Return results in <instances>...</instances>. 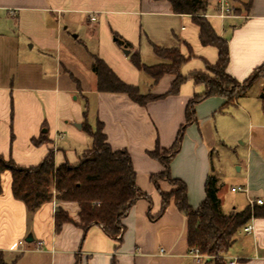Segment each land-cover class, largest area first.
<instances>
[{"label": "crops", "instance_id": "crops-1", "mask_svg": "<svg viewBox=\"0 0 264 264\" xmlns=\"http://www.w3.org/2000/svg\"><path fill=\"white\" fill-rule=\"evenodd\" d=\"M208 2L206 17L216 34L228 42L227 73L244 83L264 66V0ZM225 8L230 12L223 13ZM116 35L125 43L123 47L118 45ZM74 47H81L91 60L92 75L87 85L77 72ZM154 47L178 49L189 59L181 67V74L188 80L177 95H167L175 76L166 75L155 84L130 59L138 53L147 67L163 63ZM126 50L130 51L129 56L125 55ZM218 55L215 47L202 45L200 28L192 16L174 14L167 1L0 0V156L30 168L40 165L53 151L56 166L67 162L74 165L92 145L84 127L95 131L101 123L113 150L128 151L137 186L147 195L136 202L124 219L123 235L112 238L101 226L88 230L79 226L77 203L59 202L54 197L30 213L14 197L12 174L6 172L2 175L0 195V252L5 262L210 264L191 255L188 221L174 199L158 217L162 193L171 194L176 187L160 178L165 167L149 153L173 147L186 124L189 103L206 92L204 85H197L190 77L206 71L207 64L215 65ZM94 57L103 60L123 82L138 87L142 94L163 98L141 106L127 95L99 92L92 69ZM145 58L154 64L144 63ZM254 86L264 100V82ZM77 95L84 104H76ZM245 98L247 94L232 105L221 97L200 103L196 107L197 122L188 126L170 173L173 179L187 185L189 204L194 210L206 200V184L211 176L219 182L218 196L225 215L251 207L253 215L246 226L254 229L248 234L245 226L237 234L225 259L227 264H264V205L250 204V200L264 198V123L253 122V114L241 110L248 118L249 128L244 142L235 148L219 141L220 128L212 126L219 114L228 113L226 110L242 109L240 103ZM229 128L233 139L244 137L238 120ZM44 131L51 143L35 145L33 140ZM222 150L236 157L238 176L228 178L220 162L217 166ZM240 188L246 191H239ZM60 209L75 223L57 227Z\"/></svg>", "mask_w": 264, "mask_h": 264}, {"label": "trees", "instance_id": "trees-1", "mask_svg": "<svg viewBox=\"0 0 264 264\" xmlns=\"http://www.w3.org/2000/svg\"><path fill=\"white\" fill-rule=\"evenodd\" d=\"M154 1H167L171 4L174 14L192 16L193 23L200 28L202 45L215 47L219 53L215 65L207 64L206 71L193 73L190 77L197 85H204L206 92L201 96H195L189 103L186 110V124L179 131L170 155L161 156L160 148L149 153L165 167V172L160 175V178L176 187L171 194L162 193L163 205L158 217L165 213L169 202L174 199L177 208L188 221L190 250L198 249L201 255L208 257L207 261L210 264H227L225 258L235 244L237 234L251 220L252 208L248 207L234 215H225L218 196L219 182L217 178L211 176L206 184L207 198L198 210H194L189 204L187 185L172 178L170 166L172 160L181 151L188 126L197 122L196 107L211 97L224 98L228 100L227 105L236 103L261 78L264 66L257 69L244 83H239L227 73L230 63L228 42L216 34L206 17L209 9L208 0ZM115 37L118 45L123 47L125 43L119 36ZM154 49L155 54L164 61L163 63L147 67L138 53L132 55V63L140 71L152 77L155 84H158L166 75L175 76L172 89L167 95H177L182 85L188 80L181 74V67L189 59L185 58L178 49L160 47H154ZM92 69L97 76L99 92L127 95L141 106L163 98V96L144 95L138 87L126 84L98 57H94ZM209 74H213L216 79L211 78ZM231 85L236 90L230 93L226 87ZM84 129L90 135L92 145L74 165L67 162L56 166L53 151L49 152L40 165L30 168L21 167L14 160H6L0 156V195L3 192L2 175L10 172L13 178V195L26 205L30 213H35L42 205L51 202L54 197L59 202L77 203L80 207L79 226L84 230L92 226H101L108 236L117 238L123 235L125 228L123 221L132 207L138 200L146 199L147 195L137 186V174L128 151L113 150L104 133L103 124L99 123L95 131L88 126ZM33 142L35 145L51 143L46 131ZM261 211L264 215V209ZM255 213L259 215L260 212L257 210ZM56 223L60 228L65 223L75 222L60 209L56 216ZM0 264H8L1 252Z\"/></svg>", "mask_w": 264, "mask_h": 264}, {"label": "rangeland", "instance_id": "rangeland-1", "mask_svg": "<svg viewBox=\"0 0 264 264\" xmlns=\"http://www.w3.org/2000/svg\"><path fill=\"white\" fill-rule=\"evenodd\" d=\"M177 26L180 30L181 26L179 25V23L177 24ZM74 54L76 58L75 66L77 68V72L78 74H80L83 81H85L84 82L85 85H87L89 83V78H90L89 75H92V72L89 69L91 60L86 58L84 50L81 47H74ZM144 63L148 65L154 64L153 61H151L148 58L144 59ZM209 75L211 78L216 79V77L213 74H209ZM257 82H264V69L261 72V78ZM226 88H227V91L230 93L236 90V88L232 85ZM260 94L261 92L259 88H257V86L252 87L247 93V98H245V100H243V102L240 103V106L242 107V109L240 108L239 110L236 111L235 108H230L229 110H226V112H228L227 114H219L217 116V119L212 122V126L213 127L219 126L220 128L219 135H218L219 141L224 142V144L231 145L234 148L240 146V144L244 142V138L247 135L248 128H249V122H248V118L246 117V114H244V112L241 111L243 109L253 114V117H254L253 122L256 123V121L259 120L260 122L264 123V100L259 98ZM77 97H79V95H77ZM79 103L84 104L83 100L80 97L78 101H76V104H79ZM240 114H241V117H237V115H240ZM236 120H238L239 122V128H240L241 133L243 134L242 136H244L240 139H233V137L230 134L229 127ZM170 153H171V149L160 151V155L164 157H168ZM235 158L236 157L232 158L228 152L222 150L219 153V157L216 159L217 166L220 162L219 166L223 168L224 171H226V173L228 174L227 175L228 178L229 176L231 177L238 176V173H237L238 165H235V161H234ZM230 181L233 182L234 180H230ZM207 259H208L207 256L203 257V260H207Z\"/></svg>", "mask_w": 264, "mask_h": 264}, {"label": "built area", "instance_id": "built-area-1", "mask_svg": "<svg viewBox=\"0 0 264 264\" xmlns=\"http://www.w3.org/2000/svg\"><path fill=\"white\" fill-rule=\"evenodd\" d=\"M225 3H223V5H224ZM224 6H222V8H223ZM229 13L230 12V9L229 8H225L224 9V12L223 13ZM93 20H95V19H93ZM239 191H246L245 189H243V188H240V189H238ZM233 191H237V189H233ZM250 204H251V206H254V205H264V198H261V199H253V200H250ZM253 229H254V227L252 226V225H248V226H246L245 228H244V232L245 233H251L252 231H253ZM41 249V245L38 247V250H40ZM191 255L195 258V259H197L198 261H201L202 259H203V255H201V253L199 252V250L198 249H192L191 250ZM230 264H236V262L234 261V262H231Z\"/></svg>", "mask_w": 264, "mask_h": 264}, {"label": "water", "instance_id": "water-1", "mask_svg": "<svg viewBox=\"0 0 264 264\" xmlns=\"http://www.w3.org/2000/svg\"><path fill=\"white\" fill-rule=\"evenodd\" d=\"M125 55H127V56H129L130 55V51L129 50H126L125 51ZM79 127H81V125H78ZM32 241V239H29V242H31Z\"/></svg>", "mask_w": 264, "mask_h": 264}]
</instances>
